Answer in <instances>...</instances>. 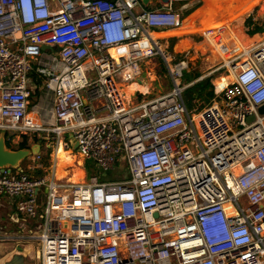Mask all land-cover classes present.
I'll return each instance as SVG.
<instances>
[{"label": "built area", "instance_id": "2783aa9c", "mask_svg": "<svg viewBox=\"0 0 264 264\" xmlns=\"http://www.w3.org/2000/svg\"><path fill=\"white\" fill-rule=\"evenodd\" d=\"M202 1L0 0L8 147L37 137L73 154L72 133L83 170L93 161L105 175L119 163L129 172L74 182L56 169L50 177L31 165L0 169V196L43 217L29 234L41 264H264V39L217 68L234 79L189 109L183 93L194 82L182 78L191 50L175 54L169 37L182 35L184 10ZM162 32L172 34L155 36ZM140 41L144 55L115 58L112 50ZM156 55L173 88L129 99L124 87L144 83L141 63Z\"/></svg>", "mask_w": 264, "mask_h": 264}, {"label": "crops", "instance_id": "0c3cea01", "mask_svg": "<svg viewBox=\"0 0 264 264\" xmlns=\"http://www.w3.org/2000/svg\"><path fill=\"white\" fill-rule=\"evenodd\" d=\"M242 1L243 0L235 1L234 7L239 6ZM259 1L260 0H258V2ZM181 4H182L181 2H177L176 6L180 7ZM263 4H264V0L259 4H256L251 11H249L248 13H246L244 15L246 18H248V17L252 18L254 23L261 25L263 28L262 31H260L259 33L255 34V35H250L249 32L244 31V34L246 36H248L250 38L254 37L251 39L252 42L254 41V39L260 38V40H261L263 38L261 35L264 34V22L260 23V19H262L264 17V12H262ZM205 5H206V0H203V2L201 3V6L195 8L197 6L196 5V6H193V7H190V8H187L184 10V23H183V28H182V35L179 38H177V37L174 38L173 36L169 37V40L171 39V40L175 41V43L173 44V49H171L175 54L181 55L182 53H184V51H186L188 49H190L191 51H192V49L193 50L196 49L195 46L193 45V44H196V41L194 40V38L192 36L193 33L197 32L199 34L200 33L203 34L201 32L202 29H200L201 25H202V21H207V23L208 22L210 23L212 20L216 19V21L221 25L223 24V26H221L219 28L213 27L215 25L208 26V28H207L208 33L210 34V35H208V40H209L208 42H209L210 48H211V44H213L214 46L216 45L219 48L221 46V48L223 50V54L226 57L225 53L228 52L230 42H228L229 40L227 39V37H228L226 35V25L227 24H225L224 18L226 17V15L228 16V14H229V13H227V11H229L228 9H227V11L225 10V11H222L221 13H218V10H219L218 6L215 8H212V6L211 7L209 6L207 8L204 16L199 17L195 20V23H194L195 27H193L192 29H189L190 27L187 26L189 24L187 19L190 16H192L193 14H196V15L199 14L200 13L199 9L205 7ZM224 12H225V14H224ZM242 12L236 16L234 21L239 20ZM246 18L243 21V27L248 29V31H249V29L252 28V26H247V24H246L247 19ZM210 31H212V32L210 33ZM237 39L240 43V39L238 37H237ZM204 41H206V39ZM258 41L259 40H255L252 44H254ZM199 42H201V41H199ZM210 42H211V44H210ZM219 43H220V45H219ZM190 44H192L193 46L189 47ZM233 44L235 47L238 46L237 41L233 42ZM240 44H242V43H240ZM252 44H248V46H251ZM177 47L180 49H184V50H177ZM201 49L202 48H199L198 50H201ZM201 52H202V55L205 54L203 52V50H201ZM236 53H237V51L235 52V54ZM143 63L146 65L145 69L142 67L143 73H145V74L147 73L145 76L146 78H144L142 76L145 84L141 85V86L134 84L133 88L130 87L133 85V84L130 85L133 82L127 84L130 86L127 89L128 94H126V95L129 97V99H132L133 101L148 100V99H146V97H143V99H142V98H140V96H143V95L146 96L147 94H150L151 89L153 88V87L151 88V86L153 85L152 83H154V81H156V73H155L156 66L155 65L157 62L153 59H151V60L149 59ZM227 65H229V62H227ZM149 66L152 67L151 70H149ZM216 71L217 70L214 69L213 71H210L203 76L200 75L201 77L196 79L193 82H197V81L202 80L205 77H209L210 75L214 74ZM149 74H151V77L155 76V78L152 77V83L147 82V77L149 76ZM146 84L149 86L147 90H145ZM138 90H143V91H145V93H143L141 91L137 92ZM219 90H221V89H219ZM132 91H134V93ZM146 92H147V94H146ZM69 153H71V152H69ZM65 155H63V156H65ZM55 157H56V155H55ZM79 162L80 161H78V163ZM56 170H57V168H56ZM74 171H75V167L70 172L72 174L69 173L68 169L65 170L66 173H69L68 174L69 179L74 178V176L77 175ZM84 175H85V172H84ZM83 177L84 176L79 177L78 180L83 178ZM75 178H77V177H75ZM41 196L43 198L45 197L43 191L41 192ZM41 214H42V212H41ZM42 225H43L42 215L36 219L25 217L24 215H22L18 211L17 201L15 198H12L10 196H0V263L1 264H41L40 258H39V253H38L40 244L36 240H30L29 234L32 233L33 231H40L42 229Z\"/></svg>", "mask_w": 264, "mask_h": 264}, {"label": "rangeland", "instance_id": "374dc122", "mask_svg": "<svg viewBox=\"0 0 264 264\" xmlns=\"http://www.w3.org/2000/svg\"><path fill=\"white\" fill-rule=\"evenodd\" d=\"M262 1L263 0H260L257 4L261 3ZM254 6L250 7V9L247 11V13L249 11H251L254 8ZM262 12H264V4H263ZM245 18L246 17L243 16L240 20L231 22L230 24L226 25V35L228 36L227 37V39L229 40L228 42H230L228 52L225 53L226 57L223 54V50H222L221 46L219 48L218 46L215 45L216 46L215 47L213 44H211V48H212L211 49L209 42H208V39H206V41H204L205 39H204L203 34H201V33L199 34L197 32L193 33L192 36H193L194 40L196 41V44H193V45L195 46L196 49H194V50L192 49V51H191L190 68H189V71H185L184 77L182 78V83L189 84V83H187L189 77L185 76L187 73L188 74L198 73L199 75L203 76V75L207 74L208 72L213 71L214 69H217V68L221 67L223 64H225L226 62H228L230 56L235 54L236 51L237 52L240 51L242 47L247 48L248 44H252L255 40H260V38L254 39V41L252 42L251 39L254 37L250 38L244 34V31L249 32L248 29L243 27V21ZM248 18H246V19H248ZM263 22H264V17L262 19H260V23H263ZM238 30H239V32H238ZM234 34H236V35L234 36ZM206 35L208 37V35H210V34L206 33ZM236 36L240 39V43H242V44L239 43ZM261 36L263 37L262 39H264V34H262ZM199 41H201V42H199ZM236 41L238 43L237 47H235L233 44V42H236ZM169 42H170V50H171V49H173V41L170 39ZM193 45L190 44L189 47L193 46ZM219 45H220V43H219ZM199 48H202L201 50H203V52L205 53L204 55H202L201 50H198ZM177 50H184V49H180L177 47ZM142 54H145V49H142ZM149 59L150 60L153 59L157 62L155 65L156 66V71H155L156 81H154V83H152L151 75L147 77V82L152 83L153 85L151 86V88L152 87L153 88L151 89L150 94H147V92H146V94H147L146 96H144V95L140 96V98H142V99H143V97H146V99L154 98L158 95L170 92L171 89L173 88V84H172L170 78L168 77V74H167L166 68H165V64L162 61V59L158 55L153 56ZM141 66L144 69L146 68V65L144 63H141ZM151 69H152V67L149 66V70H151ZM229 72H230L229 68L226 66V67H223V68L217 70L214 74L209 76L210 78H212V82H213L214 86L215 85L217 86L218 90L223 88L226 84H228L229 81L233 80V75H231ZM146 74L143 73L142 76L144 78H146L145 77ZM201 76H199L198 78H200ZM152 77L155 78V76H152ZM195 80H193V81H195ZM130 87L133 88L134 84ZM145 90H147L146 87H145ZM141 91L145 92L143 90H141ZM132 92L134 93V91H132ZM36 95H37V93H36ZM36 95H34V97H33V102H35V100H36ZM200 104L201 103H197L198 109H200L199 108ZM33 118H34V116H33ZM33 121L35 123H37L38 118H35V120H33ZM31 140H32L31 141L32 145H34L35 143L38 142L37 138H35V137L31 138ZM41 144H42V159L35 161L32 158V156H33L32 155L30 160H24L21 164L25 168L27 165L28 166L31 165V174L34 176H45L46 175L47 177H50L53 174V171L57 168V159L55 157L56 149L58 147L57 140H53V139L43 140V142L41 141ZM72 155L75 156V164H78V161L82 160V158L80 157V155H78L76 153V151H74ZM74 167H75L74 165L66 166L64 168L63 174H60L59 171H57V174H58L57 176L58 177H66V176L69 177L68 174L73 170ZM66 169L69 170V173L65 172ZM84 169H85L84 170V172H85L84 176H85L86 181H90V179L93 175H97L99 180H117V179H122V177H128V175H129L128 170H126V165L122 164V163L117 164V166L114 169L106 172V175H105L104 171H99L96 168V165L93 161H86L85 165H84ZM39 171H42L43 174H39ZM70 174H72V173H70ZM29 239L33 240L31 238H29Z\"/></svg>", "mask_w": 264, "mask_h": 264}, {"label": "bare ground", "instance_id": "6f19581e", "mask_svg": "<svg viewBox=\"0 0 264 264\" xmlns=\"http://www.w3.org/2000/svg\"><path fill=\"white\" fill-rule=\"evenodd\" d=\"M235 1H237V0H215L212 3V5H210V7L212 6V8H215L218 6V8H219L218 13H221L222 11H225V10L227 11V9H228L229 11H227V13H229V14H228V16L226 15V17L224 19H225V24H230L231 22H234V19L236 18V16L239 13H241L242 11H244L245 8L248 11L250 9V7H252L258 3V0H251L248 3H245V1L243 0L239 6L234 7ZM224 14H225V12H224ZM195 15L196 14H193L191 16V19H193L195 17ZM213 25H215V26H213ZM208 26H213V27L219 28V27L223 26V24L222 25L219 24L216 21V19L212 20L210 23L209 22L207 23V21H202V25H201L200 29H202L201 32L205 35H206V33H208V29H207ZM169 34H172V33H167L166 35H169ZM175 34H181V33L178 32ZM163 35H165L164 32L158 33V34L155 33V36H163ZM146 47H147V41H140V42H137V43L132 44V45H127V46L117 48L115 50H112V52H113L115 58H117V60L119 61V57L121 55H125V56L130 57V58L144 55V54H142V49H145ZM225 64L227 65V62ZM233 79H234V77H233ZM132 84H137L138 86H141V85H144L145 83L133 82L130 85H132ZM130 85H127L124 88V91H126V94H128L127 89ZM226 86H227V84L223 88H225ZM145 87H146V89H148L149 86L146 84ZM223 88H221V90ZM33 116H34V118H33ZM29 117L32 118L33 120H35V118H38L36 116V114H33V113H31L29 115ZM55 155L57 158V170L59 171L60 174L64 173L63 170H64L65 166L74 165L75 166L74 172L77 175L74 176V178H71L70 180L77 182L80 180V179L78 180L79 177L84 176V171L79 167V164H81V161L78 164H75V156L72 155L71 153H69V151L65 150L62 143H60L58 145ZM63 155H65V156H63ZM75 177H77V178H75Z\"/></svg>", "mask_w": 264, "mask_h": 264}, {"label": "trees", "instance_id": "16d2710c", "mask_svg": "<svg viewBox=\"0 0 264 264\" xmlns=\"http://www.w3.org/2000/svg\"><path fill=\"white\" fill-rule=\"evenodd\" d=\"M214 1L215 0H206L205 7L199 9L200 13L197 14L193 19H191V16L187 19V21L189 22V24L187 25L188 27H190L189 29H192L193 27H195V25H194L195 20L197 18H199V17H202L205 14L207 8L210 5H212V3ZM244 1H245V3H247L250 0H244ZM199 6H201V4L197 5L195 8H197ZM246 13H247V10L245 8V10L242 12L239 20ZM246 24H247V26H252V28H250V30H249V34L250 35H255V34L259 33L260 31H262V29H263L261 25H258L256 23H254L252 18H248L246 20ZM238 32H239V30H238ZM172 41H173V44H174L175 41L174 40H172ZM210 44H211V42H210ZM185 76H188L189 77L187 83H190L193 80L197 79L200 75L198 73H196V74H188L187 73ZM183 96H184V100L186 102V105H187V107L189 109H193L195 107H198L197 106V103H201L199 105V108L200 109L203 108L205 105L210 104L215 99V97H216L215 86H214V84L212 82V78L205 77L202 80L197 81L196 83H194L193 85H191L190 87H188L184 91ZM38 140L39 139L37 138V141ZM24 147H27V141L26 140L23 141V142H21V144L19 146V148H24ZM39 174H43L42 171H39Z\"/></svg>", "mask_w": 264, "mask_h": 264}, {"label": "water", "instance_id": "95a60500", "mask_svg": "<svg viewBox=\"0 0 264 264\" xmlns=\"http://www.w3.org/2000/svg\"><path fill=\"white\" fill-rule=\"evenodd\" d=\"M144 1L146 2L147 0ZM48 48L49 46H44V49H48ZM260 112L264 113V105L261 106ZM254 119L255 116H250L248 118V121L251 122ZM68 138L70 140L73 151H77L79 146L78 140L74 137L72 133L68 135ZM41 151H42V144L40 141H38L34 145H31L30 147L11 149L7 145L6 131L5 130L0 131V169L10 166L21 169L20 165L26 158L34 154L41 153ZM157 215L158 214H156V216Z\"/></svg>", "mask_w": 264, "mask_h": 264}]
</instances>
